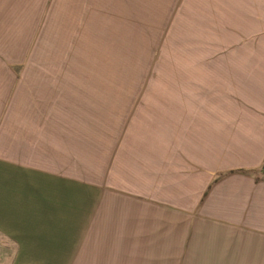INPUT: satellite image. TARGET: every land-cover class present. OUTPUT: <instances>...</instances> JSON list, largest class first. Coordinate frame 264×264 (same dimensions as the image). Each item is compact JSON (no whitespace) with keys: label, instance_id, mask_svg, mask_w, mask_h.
<instances>
[{"label":"crops","instance_id":"crops-1","mask_svg":"<svg viewBox=\"0 0 264 264\" xmlns=\"http://www.w3.org/2000/svg\"><path fill=\"white\" fill-rule=\"evenodd\" d=\"M178 1L207 63L121 82L152 0H0V263L264 264V0Z\"/></svg>","mask_w":264,"mask_h":264},{"label":"rangeland","instance_id":"rangeland-1","mask_svg":"<svg viewBox=\"0 0 264 264\" xmlns=\"http://www.w3.org/2000/svg\"><path fill=\"white\" fill-rule=\"evenodd\" d=\"M178 3V0H152L153 6L159 9V14L158 10L150 12V9H135V17H142V21L130 25L124 23V20L131 17L121 18L118 39L114 40L118 57H98L97 64L101 70L107 71L105 75L121 82L145 80L148 74L145 73L146 77L144 79V71L147 69L150 59L151 65L207 63V58L198 54V52L184 56L181 51H175V48H180L179 44L182 41L180 34L170 33L169 40H162L165 36L164 23L170 21H168V17L183 15L180 11L176 13ZM183 11L188 15H193L190 7L183 8ZM160 18H162V25H160ZM171 27H174V23L170 24L168 28ZM109 43V39L105 38L102 45L106 47ZM161 50H164V57H160ZM90 61L89 65L94 66L95 60L93 61V57H90ZM6 250L11 262L15 247L9 244V246L6 245ZM0 264H8V260L6 259V263Z\"/></svg>","mask_w":264,"mask_h":264},{"label":"trees","instance_id":"trees-1","mask_svg":"<svg viewBox=\"0 0 264 264\" xmlns=\"http://www.w3.org/2000/svg\"><path fill=\"white\" fill-rule=\"evenodd\" d=\"M261 171H262V173H263V175H264V167L262 168V170H261Z\"/></svg>","mask_w":264,"mask_h":264}]
</instances>
